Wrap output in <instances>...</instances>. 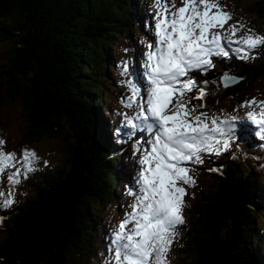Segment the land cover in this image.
Returning a JSON list of instances; mask_svg holds the SVG:
<instances>
[{
	"label": "trees",
	"instance_id": "16d2710c",
	"mask_svg": "<svg viewBox=\"0 0 264 264\" xmlns=\"http://www.w3.org/2000/svg\"><path fill=\"white\" fill-rule=\"evenodd\" d=\"M141 1L0 0V43L7 45L0 58V100L21 103L20 146L55 139L71 168L78 149L72 140L84 146L81 167L85 165L86 174L72 222L40 264H101L100 253L106 251L105 228L119 208L124 167L129 165L126 152L119 153L124 144L110 133L117 116L105 106V98L93 96L102 88L100 80L114 69L108 49L116 37L123 33L133 45L132 58L139 40L144 45L152 42L146 27L149 17L139 16ZM245 10L264 19V0L250 2ZM228 73L243 79L224 88L222 75L211 71L197 80L199 87H204L202 80L209 81L206 107L200 109L219 110L248 90L251 80H264V62L247 64L233 58ZM255 139L245 140L241 151L220 166L204 170L205 189L190 191L186 224L179 228L171 264H264V147ZM131 148L132 144L127 150ZM66 169L42 174L37 191L54 190L67 177ZM32 203L26 202L24 208ZM19 214L3 218L0 264H30L21 258L31 244L26 249L19 244L22 233L15 228ZM30 229L28 237L33 234Z\"/></svg>",
	"mask_w": 264,
	"mask_h": 264
},
{
	"label": "snow or ice",
	"instance_id": "6c2138e0",
	"mask_svg": "<svg viewBox=\"0 0 264 264\" xmlns=\"http://www.w3.org/2000/svg\"><path fill=\"white\" fill-rule=\"evenodd\" d=\"M151 7L153 22L146 27H151L154 42H145L144 71L137 74L144 86L131 78L130 61L118 66L129 91L121 103L136 111L131 117L120 114L124 120L114 135L117 143L135 140L138 188L127 193L133 200L111 229L101 264H171L179 228L186 224L185 197L197 184L195 166L203 165L206 156L231 151L249 131L245 125L237 135L238 124L244 123L240 116L198 110L206 107L209 81L202 80L204 87H199L193 73L207 76L216 68L214 58H254L253 53L264 47V35L248 28L239 36L246 25L229 24L233 15L220 0H152ZM219 79L228 88L243 78L225 72ZM239 108L247 110V122L264 129V100L253 97ZM138 132L144 135L135 139ZM6 144L0 138V185L6 177L9 189L0 190V207L8 209L17 202L18 186L38 170L39 156L24 148L18 157L5 151Z\"/></svg>",
	"mask_w": 264,
	"mask_h": 264
},
{
	"label": "rangeland",
	"instance_id": "374dc122",
	"mask_svg": "<svg viewBox=\"0 0 264 264\" xmlns=\"http://www.w3.org/2000/svg\"><path fill=\"white\" fill-rule=\"evenodd\" d=\"M252 1H255V0H220V3L223 6H225L226 11L232 13V15H233V20L229 21V24L239 23V24L246 25V27L238 33L239 36H244L246 34L248 28L253 29L258 34L264 35V19H257L255 16H253L250 13H247V11L245 10V7ZM151 6H152V0H142L137 5L138 10H139V16H141V15L149 16V18L151 19V23H152L153 22L152 21L153 9ZM146 7H148V9ZM226 27H227V25H226ZM140 44H141V41L139 40L137 45H136L137 48L133 49L134 52L137 54V57H133V58H132V56L130 57L129 47H132L133 45H131L129 43V40L122 33L114 39L113 43L110 45V47L108 49L109 50L108 62L113 64L114 69L109 71L108 74L105 75V77L102 80H100V82L102 83V88H100L99 93L97 95L93 96V98H97L96 96L99 97L98 98L99 100H102V97L105 98L107 100V102L105 103V106L108 105L111 108L112 112H114V113H118V111H121V113H123L122 110L127 109L121 103V99H122V97H126L129 95L128 89L122 85V81L125 80L126 78L121 76L120 68L118 66L121 65L122 61L128 60V61H130L129 66H131L130 69H131L132 73H133V71H135V69H139V68H142V73L144 71V68H143V64L145 61L144 53L147 51V49L145 46H142V45L140 46ZM5 49H7V45L0 43V58L4 54ZM124 49H128V52L125 53ZM263 50H264V47L258 49L256 52L253 53L254 58H250L246 61L244 60V62L247 64L248 63H253L256 65L262 64L264 62V51ZM142 59H143V63H141ZM231 61H232V59H228L225 62H220L219 64L221 65V67H219L220 65L216 66L217 70L215 71V73L219 69H221V71H222V69L227 70L228 68H230L231 67ZM135 67H137V68H135ZM131 77L133 78L132 74H131ZM250 83L251 84L249 86H247L248 90L244 91L243 94H239V95L227 100L226 102H224L223 105L219 108V110H216L215 108H212L209 110H207V109L206 110L198 109V110L199 111H207L210 114L215 113V114H225V115H237V116H240L242 118L246 114L247 110L239 108L240 104H242L245 100L251 99L253 97H256L257 99H260V100H264V80L261 78H256L254 81L251 80ZM193 103L197 104L198 102L196 103V101L194 100ZM0 109L2 111V118L0 117V138H3L4 140L7 141L5 151L15 152V153H17V156L20 157L22 154V150L24 148H28L29 150H34L39 156L38 170L35 171L34 173L30 174L28 179L23 180L22 184L18 186V188L15 192V199L17 202L11 208H8V209L0 207V217H2V218L6 217L7 219H10L15 214L20 212L19 218H18L16 225H15V228L18 231V225H20L22 234H20V236L18 237V241H19L20 246L22 245L23 249H26L28 246V243L30 244V240H29L30 237H28V235H30L31 233L26 234V232L29 228V224H26L25 226H23V223H21V221H22V210H23L26 202H28V201L33 202L34 200H38L36 197L38 189L35 188V185L41 181V179L43 177L42 174L47 175V174H50L51 172L58 171L60 168H67L66 171L69 175L73 169L67 165V157L64 156L65 153L61 150L59 142L55 139H52V138L51 139H44L38 143H32L30 145H24L23 144L22 146H20V139H21V135L23 133L24 120L22 119L21 103L19 102V100H17L16 102H11L9 100H0ZM120 114H119V120L118 121L123 122L124 117ZM244 117H246V116H244ZM249 124L252 126L253 130H256L257 128H259L256 125H252L250 122H249ZM244 126H245L244 123L240 124V127L237 128V134H241L240 128H242ZM73 142L75 144H77V147H78V149L74 155V159H73V160H75V164H76L75 168H76L77 172L75 174L74 179L68 185H71L74 182V180H75V183H78L81 185V181H82V177H83V174H82L83 170H84V176L86 174L85 165H84V167H81L82 163L84 164V162H83L84 146H83L82 141H77V140L73 139L72 143ZM235 144H236V142L233 144L232 148H235L234 147ZM240 151L241 150L239 148H236L234 151L231 152V155L227 158H226L227 152H224L219 156H217V155H212L210 157L206 156L205 162L203 165L195 166L196 171L193 173V175L195 176L196 181H197V184L195 187L201 188L202 190L205 189L204 188L205 185L203 183V177L204 176L202 174L207 167H209L211 165L215 166L216 164H217V166H220V164H222V162L226 161L227 159L229 160V158L231 156L238 154ZM134 157H136L137 160L139 159V155H135ZM223 158H225V159H223ZM132 161L134 162V160H132ZM45 168H49L47 172L44 170ZM132 173H133V171H130L128 173V175H131ZM83 182H84V178H83L82 183ZM72 186H74V185H72ZM52 187H54V185ZM0 190H3L5 193H7L9 190L6 177L4 180V184L0 185ZM54 190L42 191L41 193H43V192L44 193L45 192L54 193ZM81 191H82V187L77 194L80 195ZM190 191H193L192 188L188 189L189 193H190ZM189 196L185 197V200L188 204L187 208H189L190 204H191V202H190V200L192 198L191 193ZM120 201H122V203L125 204L127 201V198H125V197L121 198ZM34 206H33V208H35V209L34 210L31 209V210L35 213L31 212L27 217L31 221L37 219V217L39 215L37 214L36 211L38 209H42L39 206H37V207L36 206L34 207ZM187 208L185 209V211H187ZM72 209H73V204H71V208H69V213L71 212ZM108 209L113 210L111 206H108ZM106 210L107 209L104 208V212H106ZM115 214L116 215L113 216L112 219L110 218V223L105 228V231H106L105 235L106 236H107L108 230H110V226L113 228L115 227V223H116V219H117V217H116L117 213H115ZM184 215H185V212H184ZM50 217H52V216H50ZM185 219H186V217H185ZM27 222L29 223L28 220H27ZM71 222H72L71 218L65 220V224H67V225L61 232L66 231L67 227L71 224ZM34 227H35L34 232L36 233L37 232V226H33V223H32V229ZM30 228H31V226H30ZM4 237H5V235L1 234L0 235V241H2V239ZM55 239H56V236H55ZM14 242H15V240H14ZM177 242H178V240H177ZM54 243H55V240L51 244L49 250L52 249V246L54 245ZM173 249H174V246H173ZM171 257H172V253L170 255V262H171ZM18 259L20 260L19 257H18ZM44 259H45V257H44ZM44 259H43V261H44ZM20 261H22V260H20Z\"/></svg>",
	"mask_w": 264,
	"mask_h": 264
},
{
	"label": "bare ground",
	"instance_id": "6f19581e",
	"mask_svg": "<svg viewBox=\"0 0 264 264\" xmlns=\"http://www.w3.org/2000/svg\"><path fill=\"white\" fill-rule=\"evenodd\" d=\"M74 164L75 160L73 162V165ZM72 169V172L64 179V181L60 182L59 185H57L54 190V193H41L37 191L36 197L38 199V202L35 206H39L42 208L36 211L39 215L37 219L34 218L35 220L31 221L27 218L31 212L35 213L31 210L35 209L33 207H31L28 210L27 214L23 216L21 223L24 224V222L28 219L30 220L28 224L29 226H31V229L32 223L33 226H37V232H34V227L32 230L33 234L30 236L29 239L31 242V248L29 247L30 249L26 252V255L24 257H21L24 262L31 264L42 263L44 257L49 252L48 250L51 244L55 240L56 234L59 231L61 232V230L66 227L67 224H65V220L71 218L73 209L69 213V208H71V204H73L74 207V201L78 196L77 193L79 192L81 186L84 183L83 182L80 185L78 183H75L74 180L71 185H68L74 179L75 174L77 172L74 166ZM82 174L84 178V170ZM20 230V225H18L19 234Z\"/></svg>",
	"mask_w": 264,
	"mask_h": 264
},
{
	"label": "water",
	"instance_id": "95a60500",
	"mask_svg": "<svg viewBox=\"0 0 264 264\" xmlns=\"http://www.w3.org/2000/svg\"><path fill=\"white\" fill-rule=\"evenodd\" d=\"M58 185H59V184H58ZM67 228H68V227H67ZM66 230H67V229H66ZM60 233H61V232H60ZM60 233H58L57 235H59ZM57 235H56V237H57ZM49 252H50V250H49ZM49 252H48V253H49Z\"/></svg>",
	"mask_w": 264,
	"mask_h": 264
}]
</instances>
